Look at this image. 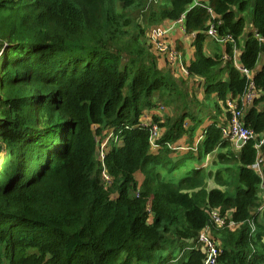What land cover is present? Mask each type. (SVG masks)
Wrapping results in <instances>:
<instances>
[{"label":"trees","instance_id":"trees-1","mask_svg":"<svg viewBox=\"0 0 264 264\" xmlns=\"http://www.w3.org/2000/svg\"><path fill=\"white\" fill-rule=\"evenodd\" d=\"M207 2L0 0V264H205L198 235L206 226L219 243L216 264H264L257 197L264 194V163L261 175L251 169L254 141L241 149L231 143L237 155L226 154L231 141L216 121L228 97L240 98L250 86L264 92V65L252 73L264 51L256 39L264 38V0ZM182 15L187 35L194 34L192 61L177 47L182 63L189 77L201 79L205 99L217 101L198 144L205 120L188 108L182 80L159 69L146 43V28ZM209 24L230 37L221 56L204 52ZM238 48L250 79L232 61ZM155 94L176 117H151L161 130L153 151L139 120L155 108ZM258 97L243 116L255 135L264 133V108H257L264 94ZM182 138L186 152L173 158L172 145ZM210 154L236 164L231 192L225 172L219 178L224 169L216 177L199 165ZM188 161L182 178L166 179L164 172ZM208 178L217 179L214 187ZM211 211L224 218L223 227L211 224Z\"/></svg>","mask_w":264,"mask_h":264},{"label":"built area","instance_id":"built-area-1","mask_svg":"<svg viewBox=\"0 0 264 264\" xmlns=\"http://www.w3.org/2000/svg\"><path fill=\"white\" fill-rule=\"evenodd\" d=\"M208 0H193V6H198L201 4H204L205 6H208ZM185 15H182L179 20L175 22H166L162 26L158 28H152L147 30L146 32V43L147 45L151 46L152 53L157 56L164 58L168 61L174 68L183 70V72L187 73L186 70H184L183 64L181 63V52L178 51L176 45L174 43L169 42V38L176 34L178 35L177 40L180 42L181 39L183 40V37L187 35L186 33V27L184 24V18ZM212 17V15H211ZM219 32H217V28L214 24H209L208 28L205 32L206 39L212 43H215L217 45H225L230 37L228 36H221L218 35ZM192 38H194V34L190 35ZM257 41H260L264 50V38H261L260 36H256ZM236 54L235 52L233 55ZM239 56V55H238ZM238 59V57H237ZM233 61V58H232ZM234 62V61H233ZM236 70L243 74L247 79H250L249 72L244 69L241 64L238 62H235L234 64ZM258 97V93H256L252 86H250L249 91L240 98L236 99H226V105L224 106L225 109V117L222 124L221 134L222 136L228 138L234 143V146L236 149H241L243 145L248 143L249 141H254V149L257 152L256 162L253 166H251V169L255 171L258 175H261L260 166L262 163H264V158L261 154V148L264 146V133L260 135H255L251 130H249L243 120L244 111L243 109L249 105L251 102L253 103L254 99ZM241 100V104L239 107L238 100ZM162 109V108H161ZM151 111H145L139 122L141 125L148 127L149 134H150V144L151 149L157 148V145H155V141L160 136V129L156 124H152L151 122ZM160 132V133H159ZM202 138V133L199 135L196 140L197 143ZM240 142V144H239ZM105 144H101L99 149H103V151L99 152L98 160L101 162L103 166V159L105 155ZM178 149V148H177ZM187 149L185 147L179 148ZM178 149V150H179ZM105 182L109 184V178L106 176V174L103 172L102 174ZM261 199L262 207L259 209V213H261L264 210V194L260 193L257 195ZM210 218L211 223L216 226L217 228L223 227L225 224L224 218H221L217 211H211L210 212ZM228 226L230 228H234V223L229 220ZM209 226H206L203 231L200 232L198 235V247L203 255H205V264H216L217 262V256L219 254V248L218 243L210 237L209 235Z\"/></svg>","mask_w":264,"mask_h":264},{"label":"rangeland","instance_id":"rangeland-1","mask_svg":"<svg viewBox=\"0 0 264 264\" xmlns=\"http://www.w3.org/2000/svg\"><path fill=\"white\" fill-rule=\"evenodd\" d=\"M242 17L244 18V20H245V22H246V26H245V29H246V32H248V30H250V25H251V22H250V17H249V13L248 12H245L244 14H242ZM136 22L138 23V24H142L141 23V16L139 15V16H137V18H136ZM146 30H148L147 28H146ZM246 32H245V34H246ZM245 34H243V36L240 38V41H242L243 39H244V36H245ZM187 37H189V35H185L184 37H183V40L185 39V38H187ZM177 38H178V35H176V34H173L170 38H169V42L170 43H174L175 45H176V47H178L179 46V44H182V46H181V49H182V51L184 52V59H185V62L186 63H188L190 60H191V58H192V56H193V51H191V49L190 48H188L187 47V50H185L184 48H183V46H184V43H182L183 42V40L181 39V41L179 42L178 40H177ZM144 40H145V38H144ZM206 43H205V48H204V52H205V54L207 55V56H211V57H213V56H215V55H220L221 56V54L224 52V50H225V46L223 47L222 45H217V44H215V43H212V42H210V41H208L207 39H206V41H205ZM179 51V50H178ZM189 51V52H188ZM241 51V49H236L234 52L236 53V54H234L233 55V61H234V64H235V62H238L237 61V57H238V55H239V52ZM179 52H181V51H179ZM182 63V62H181ZM262 63H264V51H262L261 53H260V56H259V59H258V63H257V66L258 65H261ZM169 63H166V66L167 67H162L161 66V69L163 70V71H169L170 72V69H171V66H170V64L168 65ZM183 64V67H184V63H182ZM160 69V70H161ZM180 71H174V74H175V76L176 77H179V78H177L178 80L177 81H180V80H182V84H181V89H182V91H183V93L185 94V100H186V102H187V106H188V108H190L191 110H193V114L194 113H196L197 111L198 112H200V121L201 120H205L206 119V113L208 112V114L209 115H212L215 111H216V108L214 107V105H215V103L217 102L215 99H214V96H212V97H210V99L208 98V99H205V96L203 95V92H202V88H201V86L199 85V82H196L193 78L194 77H189L188 76V74L187 75H184V73L185 72H183V70H181V68L179 69ZM184 70H186L185 69V67H184ZM251 75H252V73L251 72H249V77H251ZM186 76V80H184V77ZM222 77L223 78H225L224 77V75H222ZM199 85V87H197ZM262 94H264L262 91H260L259 93H258V96L260 97V96H262ZM259 97H258V99H259ZM155 98H157V94H156V97ZM156 102V105H155V108L154 109H152L153 110V112L156 114L155 116H156V118H158L159 120H160V122L162 123L167 117L168 118H171V119H173V118H175L176 117V114H175V111L173 110V108H171V107H168V106H166L163 102H158L157 100L155 101ZM162 105H164V109L161 111V110H159L158 108H160V107H162ZM219 106H220V113L218 114V115H220L219 117H218V119H220L221 121L222 120H224V117H223V115L224 114H226L225 113V109H224V105H223V103H219ZM252 106V102L249 104V105H247L244 109H243V111H244V113L250 108ZM257 108L259 109H261V108H264V102H260L258 105H257ZM155 110V111H154ZM206 114V115H205ZM155 116H153V117H155ZM195 123V122H194ZM190 126V125H189ZM199 126V125H198ZM160 132H161V130H160ZM159 132V133H160ZM160 135H161V133H160ZM231 141V140H230ZM231 143H233L232 141L230 142V149H225L224 150V152H226V154L229 152V150H231V152H232V154H234V155H237V153H236V151L233 149V146H232V144ZM234 144V143H233ZM173 147L175 146V148H181L182 149V147H184V146H187V142L186 141H179V142H177L176 143V145H172ZM156 149V148H155ZM155 149H153V150H155ZM178 149H174L173 148V150H175V153L176 154H174V155H172V157L173 158H176V156H182L185 152H186V150L185 149H182V150H178ZM101 151H103V149L101 148V149H99V151H98V154L97 155H99V152H101ZM229 156H230V154H229ZM194 157V156H193ZM191 163V162H190ZM232 163V162H231ZM231 163H220V160H218L217 159V157H216V155L215 154H210L209 155V157H207V158H204L203 159V161H202V163L201 164H199L200 166H202L203 165V167L204 168H207V169H205L206 171H208V172H210L212 175H215L216 177L219 175V173L220 172H218L219 170H222V169H224L225 170V168L227 167V170L228 171H222L221 173H220V175H219V178L220 179H223V174H224V172H225V177H226V179L228 180V181H230V186H229V188H228V190H230V192H231V190H232V184H234L235 183V181H236V171H237V166H236V164H231ZM184 165H185V163H184ZM188 167H186V168H184L183 169V167L181 166L180 168H178V169H176L175 171H174V173L172 174V179L176 182V181H178L180 178H182L183 177V174H184V172H186L187 170H188V168H189V166H190V164H186ZM209 169V170H208ZM169 174V173H168ZM136 177V179H137V182L138 183H140L141 182V177L139 176V175H137V176H135ZM209 179V181H208V186L209 187H213L214 186V183L215 182H217V179L216 180H214L213 181V179H211V178H208ZM224 180V179H223ZM232 183V184H231ZM215 185H216V183H215ZM223 189V188H222ZM224 190V189H223ZM226 190V189H225ZM260 220H261V217L259 218ZM262 222H264V220L262 219ZM261 222V223H262ZM212 224V223H211ZM215 239V238H214ZM216 240V239H215ZM217 241V240H216ZM217 243H218V241H217ZM219 244V243H218Z\"/></svg>","mask_w":264,"mask_h":264},{"label":"crops","instance_id":"crops-1","mask_svg":"<svg viewBox=\"0 0 264 264\" xmlns=\"http://www.w3.org/2000/svg\"><path fill=\"white\" fill-rule=\"evenodd\" d=\"M192 41H193V38L191 37V36H189V37H187V38H185L184 40H183V42L182 43H184V46H183V48L185 49V50H187V47L188 48H190L191 49V51H193V56H192V58H191V60L190 61H192L193 60V58H194V48H193V46H192ZM206 41V40H205ZM206 43V42H205ZM223 47H224V45H222ZM189 52V51H188ZM240 53V52H239ZM182 54V53H181ZM259 59V58H258ZM181 61L183 62V60H182V58H181ZM157 63H158V67H159V69H161V66L162 67H167L166 66V63H168V61L167 60H165L164 58H157ZM170 64V63H169ZM168 64V65H169ZM262 65H264V63H262L261 65H258L257 67H256V70H254L252 73H255L256 71H258L261 67H262ZM170 66H171V72H172V74H173V76L177 79V78H179V77H176L175 76V74H174V71H180L179 69H177V68H174L171 64H170ZM184 75H187V73H184ZM196 82H199V85H200V80L201 79H199V78H193ZM184 80H186V76L184 77ZM199 85L197 86V87H199ZM264 93V92H263ZM156 97V94L154 95V98H153V101L155 102L156 100L158 101V94H157V98H155ZM156 103V102H155ZM162 108V109H161ZM159 110H163L164 109V105H162V107H160V108H158ZM151 111V113H150V116L151 117H153V116H155L156 114L153 112V110H150ZM155 111V110H154ZM220 115H218L217 116V118H216V121H217V123H218V125L220 126V124H223V121L224 120H220V119H218V117H219ZM223 117H224V115H223ZM211 123V121L210 122H208L207 120H205L198 128H199V130L197 131V134H196V136L198 137L199 136V134H200V132H201V129L202 128H205L206 126H208L209 124ZM195 136V137H196ZM111 136H109V138H110ZM194 137V138H195ZM196 137V138H197ZM182 140L183 141H185V139H183L182 138ZM182 140H180V141H182ZM153 150V149H152ZM155 150H157V149H155ZM155 150H153V151H155ZM207 157H209V155H207L205 158H207ZM190 164V161H188V162H185V165L183 166V169L184 168H186V167H188L186 164ZM204 168V167H203ZM205 169H207V168H205ZM209 170V169H208ZM174 173V171L173 172H171V173H163L164 175H165V177H166V179H171V180H173L172 179V174ZM185 173V172H184ZM184 175V174H183ZM214 187V186H213Z\"/></svg>","mask_w":264,"mask_h":264},{"label":"water","instance_id":"water-1","mask_svg":"<svg viewBox=\"0 0 264 264\" xmlns=\"http://www.w3.org/2000/svg\"><path fill=\"white\" fill-rule=\"evenodd\" d=\"M239 144H240V142H239Z\"/></svg>","mask_w":264,"mask_h":264}]
</instances>
